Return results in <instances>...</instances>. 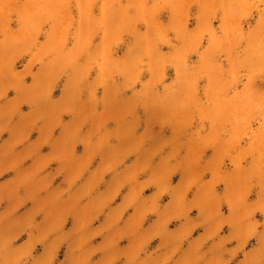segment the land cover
<instances>
[{
	"label": "rangeland",
	"instance_id": "rangeland-1",
	"mask_svg": "<svg viewBox=\"0 0 264 264\" xmlns=\"http://www.w3.org/2000/svg\"><path fill=\"white\" fill-rule=\"evenodd\" d=\"M0 264H264V0H0Z\"/></svg>",
	"mask_w": 264,
	"mask_h": 264
}]
</instances>
